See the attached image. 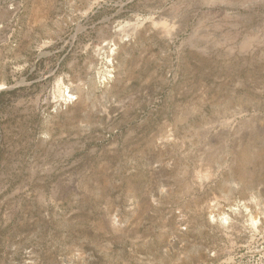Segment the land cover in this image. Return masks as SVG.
<instances>
[{"label": "rangeland", "instance_id": "rangeland-1", "mask_svg": "<svg viewBox=\"0 0 264 264\" xmlns=\"http://www.w3.org/2000/svg\"><path fill=\"white\" fill-rule=\"evenodd\" d=\"M0 264H264V0H0Z\"/></svg>", "mask_w": 264, "mask_h": 264}]
</instances>
